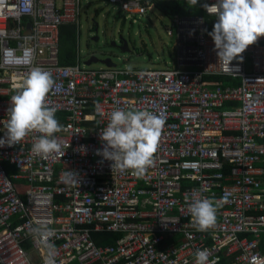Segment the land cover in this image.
<instances>
[{"label": "built area", "instance_id": "1", "mask_svg": "<svg viewBox=\"0 0 264 264\" xmlns=\"http://www.w3.org/2000/svg\"><path fill=\"white\" fill-rule=\"evenodd\" d=\"M131 17L160 1L107 0ZM83 0H0V138L11 97L34 68L50 73L48 106L63 130L61 154L36 155L32 132L0 147V264H45L48 249L33 230H53L56 264H264V37L230 67L219 63L206 15L174 16L172 68L92 70L61 62V28L80 26ZM212 5L217 0H199ZM230 78L233 86L204 85ZM100 109L102 115L97 112ZM147 110L164 121L143 178L112 169L97 154L114 110ZM91 121L95 126L88 125ZM12 169L10 176L8 171ZM26 182L27 201L15 183ZM208 198L216 225L197 230L185 197ZM19 222V224H15ZM116 234L97 246L93 234Z\"/></svg>", "mask_w": 264, "mask_h": 264}, {"label": "clouds", "instance_id": "2", "mask_svg": "<svg viewBox=\"0 0 264 264\" xmlns=\"http://www.w3.org/2000/svg\"><path fill=\"white\" fill-rule=\"evenodd\" d=\"M188 3L197 5L199 0H188ZM203 7L210 15L218 17L208 35L214 41L219 63L230 67L237 58L242 62L246 49L264 37V0H217ZM53 86L50 73L39 67L31 70L17 94L11 97L8 119L3 121L5 138H0V147L19 144L32 132L41 134L32 145L36 155L47 158L69 147L54 135L61 132L63 126L55 118V109L47 103ZM97 112L102 115L99 108ZM164 124L161 116L147 110H114L107 127L100 133L104 145L97 154L113 161L112 169L131 170L134 176L143 178L154 163L153 155ZM185 202L198 231L206 232L215 227L217 209L212 200L196 197L189 200L186 196ZM33 232L48 249L45 264H56L54 245L49 243L53 230L42 223ZM209 255L207 250H198L195 264H209ZM211 264L216 261L212 260Z\"/></svg>", "mask_w": 264, "mask_h": 264}, {"label": "rangeland", "instance_id": "3", "mask_svg": "<svg viewBox=\"0 0 264 264\" xmlns=\"http://www.w3.org/2000/svg\"><path fill=\"white\" fill-rule=\"evenodd\" d=\"M81 11V27L75 41L76 58L79 57L81 63H86L93 53L115 51L120 59H115L114 64L121 69L173 67L176 39L168 36L167 27H171V23L162 12L154 10L146 16L131 17L107 0H83ZM123 40L128 42L129 48L118 51L114 42L121 44ZM90 69L107 68L97 64ZM224 85L233 86V82L224 81ZM5 230V227L0 228V234ZM30 254L33 262L39 264L38 253L32 250Z\"/></svg>", "mask_w": 264, "mask_h": 264}, {"label": "trees", "instance_id": "4", "mask_svg": "<svg viewBox=\"0 0 264 264\" xmlns=\"http://www.w3.org/2000/svg\"><path fill=\"white\" fill-rule=\"evenodd\" d=\"M203 3L199 2L197 5H191L184 1H160L157 3L156 9L162 12L169 20L174 16H190V15H206ZM218 17H211L208 21V30L211 32L213 30L214 24L217 22ZM77 26H63L61 28V62L63 66H74L76 61L75 52V41L77 39ZM224 81H231L230 78L218 77V78H205L204 85L206 86H217L224 84ZM88 125L95 126V122L91 121ZM9 175L13 174L12 169L8 171ZM15 187L18 188L22 198L27 201L26 190L28 188L26 182L15 183ZM19 224V222H15ZM119 235L116 234H93L94 242L97 246H113L116 244ZM221 264H228L227 260H224Z\"/></svg>", "mask_w": 264, "mask_h": 264}, {"label": "water", "instance_id": "5", "mask_svg": "<svg viewBox=\"0 0 264 264\" xmlns=\"http://www.w3.org/2000/svg\"><path fill=\"white\" fill-rule=\"evenodd\" d=\"M96 29L98 30V26H97ZM96 40H98V39L96 38ZM128 46H129L128 42H126L124 50L128 49L129 48ZM98 54L99 53H97V52H96V54L95 53L91 54L89 59H88V61L86 63H84V66L90 68L93 65L101 64L103 66H106V68H114V67H116V65L114 64L113 60L107 59L105 57V53L101 52V54H99V55Z\"/></svg>", "mask_w": 264, "mask_h": 264}, {"label": "flooded vegetation", "instance_id": "6", "mask_svg": "<svg viewBox=\"0 0 264 264\" xmlns=\"http://www.w3.org/2000/svg\"><path fill=\"white\" fill-rule=\"evenodd\" d=\"M96 31H98V30L96 29ZM125 45H126V41H124V40H123V42L121 44H118L117 42H114V46L117 48L118 51H123L124 48H125ZM103 53H105V57L107 59H111V60H113V62H114L115 59H120V55L117 52H115V51H111L109 53H106V52H103Z\"/></svg>", "mask_w": 264, "mask_h": 264}, {"label": "crops", "instance_id": "7", "mask_svg": "<svg viewBox=\"0 0 264 264\" xmlns=\"http://www.w3.org/2000/svg\"><path fill=\"white\" fill-rule=\"evenodd\" d=\"M65 26H68V25H65ZM71 26H75V25H71ZM81 25L79 27H76L77 28V31L80 29ZM78 58V57H77ZM76 58V61H75V64H77L78 60ZM81 63V62H80ZM84 63H81V65H83ZM227 260V259H226ZM228 264H235V261H229L227 260Z\"/></svg>", "mask_w": 264, "mask_h": 264}]
</instances>
